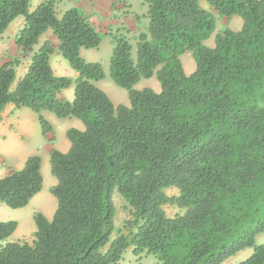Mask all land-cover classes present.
<instances>
[{"label":"trees","instance_id":"trees-1","mask_svg":"<svg viewBox=\"0 0 264 264\" xmlns=\"http://www.w3.org/2000/svg\"><path fill=\"white\" fill-rule=\"evenodd\" d=\"M0 0V37L20 17L15 43L20 57L0 66V121L9 105L35 113L42 135L53 132L43 115L79 119L67 153L52 148L51 194L58 207L49 221L36 213L34 240L9 242L18 221L0 220V264H119L133 248L158 264H223L247 249L238 264H264V0H143L148 6L136 55L129 39L111 34L110 78L126 90L130 105H115L98 83L99 62L82 50L98 49L102 32L81 9L60 17L56 0ZM206 2L209 10L202 6ZM216 14L243 20L226 28L215 46L205 42ZM51 31L57 41L41 38ZM57 53L77 73L57 76ZM191 54L187 75L181 57ZM22 59L30 65L17 82ZM156 77L161 91L137 89ZM74 86V99L62 93ZM42 158L30 156L21 170L0 178V203L29 205L43 189ZM177 195L169 196L168 189ZM131 218L114 240V192ZM166 206L184 210L169 217Z\"/></svg>","mask_w":264,"mask_h":264},{"label":"rangeland","instance_id":"rangeland-1","mask_svg":"<svg viewBox=\"0 0 264 264\" xmlns=\"http://www.w3.org/2000/svg\"><path fill=\"white\" fill-rule=\"evenodd\" d=\"M44 0H34L31 5V10H34L39 4H41ZM57 6L56 10L58 15L61 17L70 6L80 5L84 13L91 18V21L95 24L98 30H100L102 34V42L98 49L94 50H82V56L89 62H99L102 64L106 77L103 81L100 82V88L105 91L110 98L116 104H120L126 100L129 101V96L126 90L117 86L113 80L110 78V60L113 52V43L111 39V34H123L125 35L130 43L133 45V55H136V43L138 40L139 32L136 31L135 34H132L130 30H128L127 26L123 23V25H119V21L116 19L119 18V15L122 18L126 17L127 19H133L134 22H137V25H141L143 28L145 8L143 0H56ZM146 9L148 6L146 5ZM217 19V28L215 33L211 36L209 40L206 41L207 45L212 47L215 45V38L217 34L222 33L226 28H230L234 31L240 30L243 26V20L239 17L236 19H232L227 21L225 18H222L220 15L216 14ZM127 22V21H126ZM241 23V24H240ZM129 27L132 26V22L127 23ZM24 26V18L20 17L15 20L9 27V29L0 37V66L4 63L11 61L17 57H20V51L15 43L16 36L18 32ZM52 40L55 45H57V41L53 36L51 31L47 32L40 40L39 46L37 49L46 41ZM54 54V59L55 55ZM184 64L186 66L187 74H191L188 67L191 65L194 67L193 70H196V63L194 58H190L189 56L184 58ZM30 65L29 59H22L21 64L17 67V82L21 80V78L26 74L28 67ZM55 67H59L58 69H62L63 73H67L66 70L63 69L58 62H56ZM69 65V64H68ZM70 67V66H69ZM143 84L146 86L154 87L156 84L161 89L159 81L154 78L152 80H143ZM143 84L139 85V89H143ZM137 88V89H138ZM117 100H116V99ZM27 111V112H26ZM31 113L35 117V123H38L37 116L35 113L31 112L29 109H17L15 106H9L6 108L2 121L0 122L1 126H7L8 132L3 133V130L0 132V173L4 174V169H9V162L4 158L3 150L7 146H11V148L22 147L28 145L27 148L31 147L32 150L37 147L38 141L42 139L39 136L38 132L36 135L33 133L32 138H27L26 134L22 132L20 126L21 121H26L30 118L29 114ZM27 121H30L27 120ZM40 128V127H39ZM32 132V131H31ZM60 132V131H59ZM58 132V133H59ZM16 139V140H14ZM14 140V141H13ZM24 155V154H23ZM47 172V170H46ZM47 184L50 183V177H52L51 172L49 174L44 173ZM167 194L169 196L177 195L178 190L172 188L168 189ZM113 200L116 206V230L112 236V240H114L119 234L125 233L124 225L127 220L131 218L130 209L128 204L123 199V197L119 194L118 191L114 192ZM31 212V209H29ZM166 214L169 217H175L178 214H182L184 210L179 209L175 206H166L165 207ZM0 220L1 221H11L15 220L21 223V227L18 230V234L14 238L23 237L25 241L28 240L32 242L34 240V234H31L29 229L32 227H36L34 223V219L29 217L26 213L20 212L19 210H14L8 208L6 205L0 203ZM258 244H264V234L260 235L257 238ZM253 250L247 249L235 255L234 257L229 258L223 264H238L239 262L247 259ZM119 264H158V260L152 256L147 255L146 253L141 256H135L133 254V248H129L123 255V258Z\"/></svg>","mask_w":264,"mask_h":264},{"label":"crops","instance_id":"crops-1","mask_svg":"<svg viewBox=\"0 0 264 264\" xmlns=\"http://www.w3.org/2000/svg\"><path fill=\"white\" fill-rule=\"evenodd\" d=\"M201 4L205 9L209 10V6L207 5L206 2H202ZM72 7H77L84 12L83 8L80 5L70 6L68 9H70ZM144 8H145V14H146L147 13L146 5H144ZM120 15H119V18L116 19V21H119V25L120 24L123 25V23H124L125 26H127L128 30H130L132 34H135L136 31H139L140 29H142L141 25H137V22L135 23L133 19L129 20L126 17L121 19ZM236 18L237 17H234L233 19H236ZM143 20H144L145 24L148 23L146 18H144ZM236 20H238V19H236ZM129 22L133 23L131 27H129L127 24ZM143 26H144V23H143ZM241 29H242V27H241ZM237 31H239V30H237ZM205 44L207 45L206 42H205ZM214 46H212L211 48H213ZM208 47H210V46H208ZM187 56L192 58L191 54H185L181 57L186 73H187V70H186L187 68L184 64V58ZM56 62H58L59 65H61L63 67V69L67 71V73H63L61 71L62 69L61 70L58 69L59 68L58 66L55 67L54 64ZM51 64H52V68H53V70L57 76L71 77L73 79H75L77 77V73L71 67H69L70 66V65H68L69 63L64 58H62L60 55L56 54L55 59H54V55H53L52 60H51ZM188 68L191 71L190 72L191 74L195 72L193 70L194 67L192 65ZM191 74H187V75H191ZM154 78H156V77H153L151 79H143V80H152ZM143 80H141L135 87L138 88L139 85L143 84L142 83ZM99 84H100V82L98 83V86L100 87ZM144 88H152L156 92L161 91V89L158 87L157 84L154 87L146 86L145 84H143V89ZM139 90H142V89H139ZM62 96L64 98L72 101L74 99V86L65 90L62 93ZM111 100H112V98H111ZM114 104L115 105L123 104V105L129 106L130 101L125 99V101L120 103V104H116V102H114ZM9 106H13V105H9ZM22 109L25 110V108H22ZM28 114L30 116V118H29L30 121H27L29 119H27L26 121H21L20 128H21L22 132H24L26 134L28 139L32 138L31 135L33 133L35 134L36 138H38V136L36 135V133L38 132L39 136L42 137V139L40 140V142L38 141V143L36 144L37 147H35L33 150L31 147L27 148L28 145H26V147L22 146L19 148L16 147L14 149L11 148V146H7L3 150L4 158L7 159V161L10 164L9 169H13V170H21L25 166V163L30 156L39 155L42 158V174L44 177L43 189L35 197H33V199L31 200V202L29 203V205L27 207L22 208V209H16V210H19L20 212L26 213L30 218L32 217L33 219H34V216L36 213H41L49 221H51L54 217L56 210H57L58 202H57V199L51 194V188L57 184V179L52 175V177H50V183L47 184L45 174H44V173L49 174L51 172L50 151L52 148H54V149L61 151L62 153L69 152V150L71 149V142L67 138V131L71 128L84 130L85 127H84V124L79 119H76V118L59 119L54 114H52L50 112H44L43 115L53 126V132L50 133L47 136V138H45L41 133V128H39L40 127L39 122L35 123V117L31 113H28ZM37 120H38V117H37ZM2 130H3V133L8 132L7 126H1L0 125V132ZM14 140H16V139H14ZM9 169H4V171H3L4 174L0 173V178H3L8 173ZM46 170H47V172H46ZM174 189H176V188H174ZM29 209H31V212L29 211ZM18 224H19L18 229L13 234V236H11V238L8 239L9 242L23 241L24 240L23 237L14 238L16 236V234H18L17 232H18L19 228L21 227V223L18 222ZM29 231L31 234H35L37 231V227H32L31 229H29ZM25 241H28V240L25 239ZM28 242H30V241H28Z\"/></svg>","mask_w":264,"mask_h":264},{"label":"clouds","instance_id":"clouds-1","mask_svg":"<svg viewBox=\"0 0 264 264\" xmlns=\"http://www.w3.org/2000/svg\"><path fill=\"white\" fill-rule=\"evenodd\" d=\"M23 78V77H22Z\"/></svg>","mask_w":264,"mask_h":264}]
</instances>
